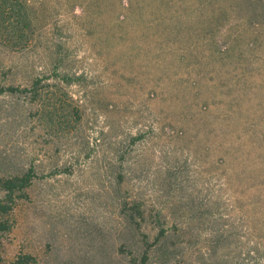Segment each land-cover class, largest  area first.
<instances>
[{
	"label": "rangeland",
	"instance_id": "1",
	"mask_svg": "<svg viewBox=\"0 0 264 264\" xmlns=\"http://www.w3.org/2000/svg\"><path fill=\"white\" fill-rule=\"evenodd\" d=\"M230 4L0 0V179L32 175L1 260L129 264L161 224L147 264H264V22Z\"/></svg>",
	"mask_w": 264,
	"mask_h": 264
},
{
	"label": "trees",
	"instance_id": "2",
	"mask_svg": "<svg viewBox=\"0 0 264 264\" xmlns=\"http://www.w3.org/2000/svg\"><path fill=\"white\" fill-rule=\"evenodd\" d=\"M263 2L264 0H231L230 7L239 15H246L250 22L258 24V22H264V13L261 12L263 10L261 7ZM259 16L262 17L260 18ZM4 91L16 92V89L12 87H8L7 89L0 88V94ZM31 182L32 175L30 173H25L23 176L0 179V192L3 194V197L0 198V239L3 234L10 230L6 217L11 214L14 208L15 198L24 196V192L29 188ZM121 212L126 218L129 226L137 232H140V222L144 219V212L140 207L136 205L128 207L124 204L121 207ZM158 226H160L158 234L152 242H149L148 236L144 233L140 234L141 238L139 240H133L136 248L140 246L141 249L138 254L132 253V251L130 252L131 259L129 264H147L149 251L164 236V229L161 227V224ZM0 264H37V262L31 255L18 254L11 260L0 259Z\"/></svg>",
	"mask_w": 264,
	"mask_h": 264
}]
</instances>
